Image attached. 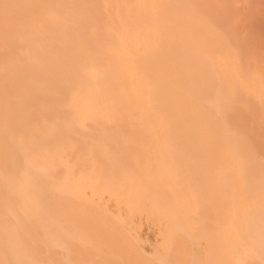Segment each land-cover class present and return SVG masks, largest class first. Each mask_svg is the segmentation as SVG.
I'll list each match as a JSON object with an SVG mask.
<instances>
[{
    "label": "rangeland",
    "instance_id": "obj_1",
    "mask_svg": "<svg viewBox=\"0 0 264 264\" xmlns=\"http://www.w3.org/2000/svg\"><path fill=\"white\" fill-rule=\"evenodd\" d=\"M80 262L264 264V0H0V264Z\"/></svg>",
    "mask_w": 264,
    "mask_h": 264
},
{
    "label": "bare ground",
    "instance_id": "obj_2",
    "mask_svg": "<svg viewBox=\"0 0 264 264\" xmlns=\"http://www.w3.org/2000/svg\"><path fill=\"white\" fill-rule=\"evenodd\" d=\"M50 2V1H49ZM44 4L46 3V2H43ZM54 3V2H53ZM52 3V4H53ZM48 4V3H47ZM37 7V6H36ZM57 7V6H56ZM38 8V7H37ZM40 10V9H39ZM16 13H17V11H16ZM18 14V13H17ZM16 14V15H17ZM13 15H15V12L13 13ZM19 15V14H18ZM15 17V16H14ZM3 20V19H2ZM20 20V19H19ZM18 20V21H19ZM14 21V20H13ZM11 24V23H10ZM76 24V23H75ZM74 24V25H75ZM77 25V24H76ZM79 25V24H78ZM77 25V28H79V26ZM71 26V25H70ZM1 29H2V27H1ZM3 31V30H2ZM5 31V30H4ZM21 31V30H20ZM71 35V34H70ZM69 35V36H70ZM214 35V34H213ZM77 37V36H76ZM74 38V37H73ZM82 38V37H81ZM69 39H70V37H69ZM75 39V38H74ZM71 41V40H70ZM76 41V40H75ZM76 42H78V41H76ZM72 43H73V41H72ZM113 43V42H112ZM74 45H75V42L73 43ZM72 44V45H73ZM71 47V46H70ZM72 48H73V46H72ZM74 48H76V47H74ZM84 48V47H83ZM81 50V49H80ZM91 51V50H90ZM73 52V51H72ZM99 52V51H98ZM70 53V52H69ZM81 53V52H80ZM89 54H90V52H88ZM100 53V52H99ZM103 54V52L100 54V56L99 57H103V56H101ZM69 55V54H68ZM84 55V54H83ZM91 55V54H90ZM95 55H97V53L95 54ZM70 56V55H69ZM71 57V56H70ZM177 57V56H176ZM180 56H178L177 58H179ZM72 58V57H71ZM73 58H74V56H73ZM72 58V59H73ZM76 58V57H75ZM74 58V59H75ZM111 58V57H110ZM130 58V57H129ZM129 58H128V60H129ZM176 58V59H177ZM184 58V57H183ZM182 58V59H183ZM72 59H71V62H72ZM73 59V60H74ZM90 59H91V56H90ZM104 59V57L102 58V62L104 61L103 60ZM186 59V58H185ZM185 59H183L184 61H185ZM81 60H83V59H79V63H81L80 61ZM86 60H88V57H87V59H85V63L87 62ZM173 60L174 59H172V61L171 62H173ZM183 60H181V61H183ZM190 60V59H189ZM192 61H193V59H191ZM75 61V60H74ZM73 61V62H74ZM92 61H94V59L92 60ZM108 61V60H107ZM110 61H111V59H110ZM88 62H89V60H88ZM98 62V61H97ZM105 62H106V59H105ZM104 62V63H105ZM195 62V65H196V61H194ZM78 63V62H77ZM95 63V65H96V62H94ZM100 63V62H99ZM109 63H111V62H109ZM188 63V62H187ZM186 63V61H185V63L183 62V64H182V62H174L173 63V65H172V67L174 66V67H176V71H177V76H187L186 74V70H187V72H190V70H192V68L190 67V68H188L187 67V64ZM74 64V63H73ZM76 64V63H75ZM87 65H88V63H86ZM93 64V63H92ZM54 65V64H53ZM77 65V64H76ZM75 65V67L77 68V66ZM79 65V64H78ZM106 66L107 65H110V64H105ZM184 65H186V67L184 66ZM52 66V65H51ZM50 66V67H51ZM57 66V65H56ZM72 66V65H71ZM100 66H102V64L100 65ZM189 66V65H188ZM73 67V66H72ZM80 67H82V66H80ZM98 66H96L95 68H97ZM108 67V66H107ZM126 67V66H125ZM198 67H199V64L197 63V69H198ZM202 66H200V68H201ZM103 68H105V67H103ZM72 69V68H71ZM90 69V68H89ZM175 68H173V70H174ZM190 69V70H189ZM204 68H202V70H203ZM63 70V69H62ZM101 70H103V69H101ZM107 70V69H106ZM175 70L173 71L174 73L176 72ZM197 71V70H196ZM67 72V71H66ZM166 72V71H165ZM163 73V71H162V73L165 75L166 73ZM173 72H171V73H173ZM199 72H200V70H199ZM167 74H169V73H167ZM200 74V73H199ZM203 74V73H202ZM193 75V71H191V73L188 75V76H192ZM155 76H162V74H161V72H158V74L156 73V75ZM166 76V75H165ZM169 76H171V75H169ZM172 76H173V74H172ZM181 79V78H180ZM182 80V79H181ZM179 82H180V80H179ZM178 82V85L176 86V87H178L179 86V84H181V83H179ZM176 83H177V81H176ZM174 84V83H173ZM184 84V83H183ZM182 84V87L184 86ZM263 84V83H262ZM195 86V85H194ZM169 87V86H168ZM176 87H174V88H176ZM181 86H180V89H179V87H178V89H175V91L176 92H178V94L179 95H182L184 92H185V94H187V91H185L186 89L187 90H189L188 88H190L189 86H188V88H182ZM263 87V86H262ZM167 88V87H166ZM173 88V89H174ZM255 88H259V87H255ZM165 89V88H164ZM168 89H170L171 90V88L169 87ZM172 89V96H173V99H174V101H176L178 98H176V95L177 94H175L174 95V93H173V90ZM194 89V88H193ZM167 90V89H166ZM183 90V91H182ZM190 90H192L191 88H190ZM162 90L160 89V91H158V92H161ZM169 91V90H168ZM182 91V92H181ZM180 92L182 93V94H180ZM190 92H194V91H190ZM190 92H189V94H190ZM152 95L154 94V93H151ZM156 94V93H155ZM151 95V96H152ZM157 96H158V93L156 94ZM170 95H171V92H170ZM148 95L146 94V97H147ZM155 96V95H154ZM145 97V96H144ZM143 97V98H144ZM150 97V96H149ZM182 97V96H181ZM54 98V97H53ZM152 98V97H151ZM184 98V97H183ZM192 99V98H191ZM49 100V99H48ZM51 100V99H50ZM152 100V99H151ZM186 100V101H185ZM32 101V100H31ZM184 101H185V103L183 102L182 103V100H181V103H177V105H178V107H179V109H181V111H179V112H181L180 113V119L179 120H176V119H174L175 118V116H174V114H173V118H172V120H176V122L175 121H173V122H169L168 121V123H170V124H173L174 126H173V128H172V125H171V128L173 129V131H176V129L175 128H177V126H176V124L175 123H177V121H181V122H179V124L181 125V127H180V125L178 126L180 129H181V132H182V135L186 138V140H187V142H189L188 140H190V141H192V142H190V144H196L195 142H197V143H200V142H202V143H200V145L199 144H197L196 146L198 147V149H197V153H199L198 152V150H199V147L200 146H202L200 149H203V147L204 146H206L204 149L207 151V149H208V151L210 150L211 151V149L214 147V149H212V152H211V155H208V157L209 156H211V158L214 156L215 158H216V156H220V155H218V153H216V152H218L217 151V149H220V147H218V146H221V145H226V144H223L224 142L223 141H220L221 140V137L223 136L222 134V136H220V134H219V132L221 133V129L220 130H218L217 131V128H213L212 126H210V124H209V120H206V115H205V113H206V111H205V113L204 114H200L199 112H198V110H197V106H196V104H195V99L193 100L192 99V101H190V99H189V96H187V99H184ZM197 101V100H196ZM153 102V101H152ZM177 102H178V100H177ZM262 102V101H261ZM262 105H263V103H261ZM199 105V104H198ZM154 106H155V104H154ZM200 106V105H199ZM155 108H157V107H155ZM162 108V107H161ZM207 108V107H206ZM205 108V109H206ZM169 109H171V108H169ZM174 109V108H173ZM172 109V110H173ZM176 110V109H175ZM204 110V109H203ZM157 111V110H156ZM176 112V111H175ZM159 114H160V110H159ZM176 114H178L177 112H176ZM208 114H209V112H208ZM161 115V114H160ZM209 115H211V114H209ZM209 115H207L208 117H209ZM156 116H158V115H156ZM168 116V115H167ZM169 116H171V115H169ZM179 116H176L177 118L179 117ZM162 117V116H161ZM161 117H160V119H161ZM172 117V116H171ZM211 117V116H210ZM212 118V117H211ZM166 118H164L163 120H165ZM167 119H168V117H167ZM214 119V118H213ZM212 121V120H211ZM165 122V121H164ZM175 122V123H174ZM168 123H166V124H168ZM211 124H212V122H211ZM177 125H178V123H177ZM213 125V124H212ZM215 125H217V126H219L217 123L215 124ZM170 127V126H169ZM220 127V126H219ZM126 128V127H125ZM222 128H223V126H222ZM175 129V130H174ZM179 130V129H178ZM78 131V130H77ZM180 131V130H179ZM181 132H180V134H181ZM218 132V133H217ZM223 132V131H222ZM176 133H178V132H176ZM218 134V135H217ZM220 137V138H219ZM223 137H225V136H223ZM222 137V140H224V138ZM157 138V137H156ZM216 138H218L219 139V141L222 143V144H220V142H218L217 143V140L218 139H216ZM123 140V139H122ZM121 140V141H122ZM186 140H185V142H186ZM226 140V139H225ZM240 141V140H239ZM245 141V139L243 140V142ZM123 142V141H122ZM177 142H178V140H177ZM185 142H183L182 144H184ZM186 142V143H187ZM206 144V145H204V143ZM185 143V144H186ZM226 143V142H225ZM242 143V142H241ZM245 143H247V145L249 146V143H248V141L246 142L245 141ZM244 143V144H245ZM175 144V143H174ZM187 144H189V143H187ZM186 144V145H187ZM193 144H192V146H193ZM243 144V143H242ZM208 145H210V146H208ZM246 145V144H245ZM136 146V145H135ZM185 146V145H184ZM213 146V147H212ZM217 146V147H216ZM222 146V147H223ZM182 147H183V145H182ZM196 147V148H197ZM209 147V148H208ZM210 147H211V149H210ZM226 147H227V145H226ZM225 146H224V148H226ZM244 146H242L241 145V149L240 150H242V148H243ZM135 148V147H134ZM207 148V149H206ZM216 148V149H215ZM228 148V147H227ZM249 148V151L250 150H252L251 148H250V146L248 147ZM133 149V148H132ZM136 149V148H135ZM179 149H180V147H179ZM179 149H178V151H179ZM182 149V148H181ZM203 149V151H205ZM134 150V149H133ZM196 150V149H195ZM221 150V149H220ZM238 150V149H237ZM245 150V152L246 153H249V152H247L248 150H247V147H246V149L245 148H243V150L242 151H244ZM247 150V151H246ZM201 151V150H200ZM206 151H205V153H206ZM207 151V153H210V151L208 152ZM213 151H215V152H213ZM223 151V150H222ZM254 151V150H253ZM202 152V151H201ZM238 152H239V150H238ZM204 153V152H203ZM213 153H214V155H213ZM219 153H220V151H219ZM245 153V155H247ZM189 154V153H188ZM241 154V153H240ZM250 155L252 154V153H249ZM248 154V155H249ZM256 154V153H255ZM255 154H253L254 156H255ZM203 155V154H202ZM213 155V156H212ZM246 156V157H253L252 155L251 156ZM257 155V154H256ZM258 156V155H257ZM214 157L211 159L212 161V163L214 162L213 161V159H214ZM197 158V157H196ZM209 159V158H208ZM260 159V157L258 158V160ZM218 160H219V157H218ZM217 160V161H218ZM253 160V159H252ZM255 160V159H254ZM257 160V159H256ZM216 161V160H215ZM248 161H249V159H248ZM247 161V162H248ZM260 162H261V160H259ZM224 161L222 160V163H223ZM245 162H246V159H245ZM253 162V161H252ZM248 163H250L251 164V162H248ZM200 164V163H199ZM211 164V163H210ZM245 164V163H244ZM253 164V163H252ZM257 164H259V163H257ZM246 166V165H245ZM249 166V165H248ZM252 166V165H251ZM256 167V166H255ZM259 167V166H258ZM258 167H257V169H258ZM246 168V167H245ZM253 168V167H252ZM262 168V167H261ZM257 169H255V172H256V170ZM259 169H260V167H259ZM263 169V168H262ZM247 172H249V170L247 171ZM210 173V172H209ZM212 173V172H211ZM256 174V173H255ZM261 174H263V173H260V175ZM212 176V175H211ZM228 176V175H227ZM250 176V175H249ZM155 190V189H154ZM158 195V194H157ZM169 197V196H168ZM217 198V197H216ZM217 201V200H216ZM215 201V202H216ZM224 203V202H223ZM222 203V204H223ZM219 204V203H218ZM224 205V204H223ZM216 206V205H215ZM219 206H221V205H219ZM206 213H208V212H206ZM223 214V213H222ZM85 215V214H84ZM74 216V215H73ZM84 220H85V218H84ZM69 221V220H68ZM80 221V220H79ZM71 222V221H70ZM86 222H88V221H86ZM83 223V222H82ZM69 224V223H68ZM71 224V223H70ZM69 224V225H70ZM84 224V223H83ZM86 225V224H85ZM88 225H90L89 223H88ZM87 228V227H86ZM88 230V229H87ZM96 230V229H95ZM89 233V232H88ZM92 233H93V231H92ZM80 235V234H79ZM78 235V236H79ZM90 235V234H89ZM88 235V236H89ZM86 236V235H85ZM183 236V235H182ZM80 237V236H79ZM75 238V237H74ZM77 238V237H76ZM94 238V237H93ZM95 238H97V237H95ZM85 239V238H84ZM93 240V239H92ZM96 242H97V239H94ZM98 243V242H97ZM95 245V244H94ZM93 246V245H92ZM97 246V245H96ZM73 247V246H72ZM71 246H70V248H72ZM86 247V246H85ZM49 249H51V248H49ZM54 249V248H53ZM52 249V250H53ZM87 249V248H86ZM51 250V251H52ZM55 250V249H54ZM72 250H74V249H72ZM91 250V249H90ZM58 251V250H57ZM56 252V251H55ZM74 252H76L75 250L73 251V255H74ZM95 252H97L96 250H95ZM49 253V252H48ZM54 253V252H53ZM94 253V252H93ZM110 253V252H109ZM109 253H108V255L107 256H109ZM111 253H112V251H111ZM55 254V253H54ZM68 254V253H67ZM97 254V253H96ZM113 255H112V257H113V259L115 260V254H114V252L112 253ZM72 255V256H73ZM98 255V254H97ZM96 255V256H97ZM100 255H103V254H100ZM54 256V255H53ZM53 256H51L52 258H53ZM56 256H58V254L56 255ZM60 256V255H59ZM74 256H76V255H74ZM73 256V257H74ZM111 256V255H110ZM71 257V256H70ZM111 257V258H112ZM57 258V257H56ZM65 258V257H64ZM78 258V257H77ZM69 259H71V258H69ZM79 259H81V258H79ZM93 259V258H92ZM106 259H107V257H106ZM52 260V259H51ZM57 260V259H56ZM109 260H111L112 261V259H110L109 258ZM108 260V261H109ZM54 261V260H53ZM58 261H60V260H58ZM98 261V260H97ZM55 262V261H54ZM95 262H96V260H95ZM99 262V261H98ZM113 262V261H112ZM112 262H110V263H112ZM115 262V261H114ZM56 263V262H55ZM65 263V262H64ZM94 263V262H93ZM66 264H68V263H66ZM80 264H81V262H80ZM83 264V263H82ZM84 264H85V262H84ZM109 264V263H108ZM112 264H116V263H112Z\"/></svg>",
    "mask_w": 264,
    "mask_h": 264
}]
</instances>
